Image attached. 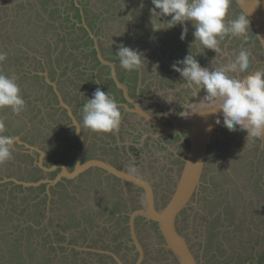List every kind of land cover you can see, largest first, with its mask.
<instances>
[{"label":"rangeland","instance_id":"374dc122","mask_svg":"<svg viewBox=\"0 0 264 264\" xmlns=\"http://www.w3.org/2000/svg\"><path fill=\"white\" fill-rule=\"evenodd\" d=\"M29 1H33L30 2V9L33 11L30 14H28V10L22 12L19 7L18 9H16L17 3L14 5L13 10L10 8L7 9L8 7L2 9L0 8V70H2L0 72V80L4 83V85L2 86L4 97L2 100H0V113H2V116H7L6 118L8 120L2 123L4 127H9L11 129L12 132L10 136L20 134L22 131H25L28 126L25 118L21 116L19 117L17 115V113L20 112V106L24 108L20 101L22 96L21 94H18L17 89L23 84L28 85L30 83L29 81H31L30 79L26 80L21 78L22 75H28L29 77H32L35 71L39 73L43 72L41 71L43 69H35L36 65H38V58H49V61L52 59L53 64L55 65L45 66V70H49L51 67L54 68V76H57V79L54 81L59 80L61 82V85H63L65 87V90L68 91V93H66L68 101L75 106L78 105L79 102H81L82 97L84 96V92H80V85H84L85 82L89 81L92 77V73L94 72V68H92V66H90L89 64H86L88 63V59L93 55V52L88 48H86V50H89V52H82V49L81 52H79V48L76 49V47H72L71 44H69L72 43L74 36L78 35L77 31L74 30L77 26V18H71L70 15L75 14V12L77 11L76 8L82 7L80 1L77 0V6H74L72 3H69L66 0H25L24 2L28 3ZM87 1H99L100 4H103L102 6H105L110 4V2L114 0H85V2ZM119 1L124 6H126L127 1L131 2L134 0ZM141 1H145V3L148 5H150L149 3L155 4L154 1L150 0ZM186 1H190L193 9H195L194 11H192V13H190V17L176 11V8H180V6L183 5ZM160 2H164L162 3V5L167 4L166 11L163 12L162 15L152 14L151 16L153 17V19L158 16L159 24H162V20L164 18H167V20L165 25H162L160 27L161 33L154 34V38L156 40L158 39L160 42H164L165 40L163 38L165 37V32L169 31V33L174 34L177 28H181L180 25L185 22V18L187 19L188 17L189 22L186 24L187 28H184V31L189 32L186 39L189 38L190 47H188L187 53H185V60L175 59V57H167L168 62L161 61L162 59L159 60L156 58L158 50L156 51L153 49L150 52L149 49L146 48L145 51H142L141 54L143 55V58L145 60H138L139 62H141L140 65H142V67H148L147 65L151 63L149 60L157 59L159 61L155 63V65H149L152 70L148 71H152L155 74L158 73L162 77H174L175 75H178V81H175L171 85H169L166 80L158 81L160 80L158 78L152 88L147 90L146 94L142 96L145 105L148 106L151 111L156 112L159 115H163L166 112L171 117L178 118L186 110L187 106H189L196 100V97L198 95L207 93L212 95L213 92H229L230 94H235L241 84V96L244 99H248L260 106H264V65L262 62L264 58L262 56L261 47L255 39L254 34H252L250 28L243 24L245 18L238 11L237 4L233 0H163ZM160 2L158 4H161ZM78 5L80 6L78 7ZM136 5L139 6V0L136 2ZM86 7L89 10L91 9L88 5ZM151 9L153 10L152 7ZM37 10H40L44 20L40 17L38 18V15H36L35 13V11ZM51 10L56 11H53L49 14L47 11ZM57 10H61V12H58ZM119 10H124V15H128L129 17L133 14V12H131L128 8L125 9L123 6H120ZM25 12H27V14H25ZM198 12H200L199 15ZM98 17L99 15L92 16V18ZM49 18L51 20H55L54 22L56 24H63L69 29L66 36L68 38L67 41H65L66 43L62 42L61 40L56 47L50 50V54H48L49 48H45L46 42H43L44 44H39L38 42L36 43L35 38V35L39 39H45L49 36V38H52V41L53 39L59 38V36L54 32L55 30H52L50 29V27L45 26ZM75 21L76 26L74 25ZM198 21L203 22L201 27H198V24H195V22ZM117 22H120L118 17L110 16L106 20V22H103L101 29L104 28L106 31L111 30L108 29L111 26L110 23ZM208 22L214 23L212 25L216 27H206L208 26ZM35 23L39 24L40 26L34 25ZM220 26H222L223 28H221ZM24 32L27 36L24 35ZM78 32H81L80 35H83L84 33L82 29L78 30ZM120 35L121 32H119L116 36ZM102 37L106 38L107 36ZM168 43L169 42L167 41L166 45ZM2 46H8V48L10 49L9 52H6V50L2 48ZM16 47H23L30 52L25 60L18 62L17 66L14 67L11 63H16L15 55H19V52L15 50ZM34 53L37 54L38 58L34 56ZM164 57L166 56H162V58ZM83 60L85 61V66L79 67ZM252 61H255V65L257 66V68L252 65ZM65 63L68 64V68L64 67L65 65L63 64ZM69 63L72 64V68L69 67ZM259 64H262L263 66H258ZM143 68H141V70H143ZM169 68H172V70H170ZM104 70L107 71V68H105ZM186 71L191 73L186 74ZM154 73H148V75H153ZM96 74L99 77L100 69H97ZM106 75H108V73L104 72L102 78L108 79V76ZM100 76H102V74H100ZM150 78L151 77H149V80ZM99 81L101 82V79ZM160 83H162L163 85L166 83L165 85L167 87H162L163 85H161ZM9 86L11 87L10 89H8ZM81 94L83 96H80ZM24 98L27 99L30 103V107L26 110V114L28 115L29 120L33 123V125L30 126L29 130H33L36 123L40 124V126H47L49 131H52L50 137L53 139L55 146L59 142L64 144V146L69 145L70 142L72 144H75V149H73L72 151L74 153H72L71 158L72 168L75 162V155L80 150V142L74 134L73 126L71 125V127H68V122L71 123V120H66L67 115L63 113V109H60L62 106L58 105V107L49 108L48 105L44 104L45 96L41 94L37 96L36 93H33L32 88L25 92ZM101 98V101H103V103H106V105L112 101H108V98L106 96H101ZM31 99L35 101L33 105ZM38 101H40V104L38 103ZM93 101L96 102L99 101V99L93 98ZM57 102L58 101L56 99L54 105H57ZM3 104H5L6 106L5 109ZM121 115L122 114L118 116V120ZM98 118H100V115L98 116ZM93 120L95 119L90 118L88 113H86V118H82V122L85 124V131L89 132L91 131V127L95 128V125H93ZM125 123L126 125L121 124V127L119 126V128H117L116 130V132L119 133V136L117 134V139L120 141L122 148L123 146L127 145L125 143V140H127V143H129L133 140L141 138V135L134 136L132 134L133 131H137V127H131L129 121H125ZM53 125H55L57 128H53ZM3 126H0V134L9 135V130H6ZM96 133H99V130L96 131ZM33 134L34 133L26 134L27 136H29V138L32 137L31 140L34 142H31V144L33 143L48 146V140H43L42 142L40 136L34 137L35 135ZM147 137L148 136H145L144 138ZM226 141L242 147V150L238 149L236 151H232L231 153H225L223 149H220V147L211 148V152H209L207 165L203 176L204 184L200 187L197 195L188 205L189 217H186L183 220V228L185 227L184 230L189 233L191 238H196L197 240H199V237L197 236L204 233L203 230L206 229L207 221H203L201 216H199L196 218L194 226L193 218L195 219L196 213L199 211L200 214H204L206 212V208L214 211V214L218 213H216L217 210H222V215L220 217H217L218 220H212L210 224L212 226H215V228L226 230V233L220 236L221 239L226 242V245L228 247L230 246V249L227 252L225 251L223 254H217L216 257H213V253L216 252L215 250L209 252L206 251L203 254V256L205 255L203 258L199 250V245L194 242L193 247L196 253L199 255L202 264H229L230 262L235 263L237 260L236 258L240 256L237 254V252H241L239 251L240 239H242L244 235H252L254 237L256 236L255 233L252 234L250 233V231H247L245 229L244 232L239 228L235 229L234 222H236L237 219L234 216H239L238 211L240 210V204H243V206L245 205L244 200L240 198L241 192L239 188L246 191L249 195L251 194L253 198H256L257 193L260 192L259 187L257 189V185L255 184L256 178H252V174L250 173L254 164L245 160L247 158L254 159L255 155H258L257 151L254 152V150H249L252 147L259 148L260 143H257L255 138L248 137L245 131L238 128H233L232 125L230 126L229 124L224 126L221 131L216 134L213 140V142L216 143H224ZM57 149H59L58 146ZM62 149L64 150V148ZM182 149L184 152L187 151L186 143H184V147H182ZM243 150L247 151L245 155L246 157L243 156ZM69 152L64 151L61 152V154L57 152L55 157L56 159L64 158L62 160L66 162L65 155L70 154ZM222 154L229 155L230 158L224 159ZM34 156L36 158V156H38V153H35ZM21 159L26 161L29 160V158L27 157H16L15 155L1 157L0 189H4L5 191L2 192L0 196V199L3 200L0 201V214L4 216H11L13 221L11 219L7 220V218L0 219V264L17 263L16 257L14 255H18L19 252L16 251L17 248L15 247L14 243H9L14 242L13 237H15L16 235L20 236V234L23 233L25 237L27 233L30 232L31 234H33V237L31 239L30 245L28 246H38L43 249L39 253H45L48 249L47 246L49 242L47 241L46 244L45 242H41L42 236L41 239L36 238V232L34 230H36L37 228L43 230L44 232H49L50 230L51 233L54 229L59 230L58 232H62L64 231L63 228H66L64 226L65 216L61 214L54 216L52 218V221L49 220L51 215L57 214V212H54L52 210H48L47 216H40V218L44 219V221L37 223L38 226L29 227L31 222L36 223V217H30L26 210H21V206H23L24 204L23 198L30 196L31 194L32 195L30 196V198L34 197L35 194L44 191V189L33 187L27 188L25 190L24 186H22L23 188L19 185H17L16 187V185H12L10 181L7 180L10 178H17L18 176L20 178L25 176H27L28 178L36 177V180L42 177L41 171H35L31 174L28 173V170H25V167L20 166L21 164H17V161L22 162ZM48 159V163L52 164L53 159ZM224 161L226 162L227 167L222 166L221 163H223ZM178 163H174V171L168 170L170 173L173 172L172 178H169L168 176L166 177L167 180L171 181L172 186H174L175 184L176 176L174 175H177L176 166ZM227 170L229 171L228 176ZM260 170L263 171V168L260 167ZM55 175L56 173H52L50 176L49 174H47V176L50 178H54ZM150 177L153 179V181L160 180L161 178L159 172H156ZM167 180H165L164 183H160L159 185L163 187V190L166 189V191L168 190L167 187H171ZM63 184L66 185V188L70 187V191L75 192L73 188L75 187L74 182H69V180H66L65 182H63ZM64 188V185L57 187L58 192L56 194V197H59V200L56 202H52L51 198L48 199L47 197H44L46 206H64L63 203L65 196H60L62 195V191L64 190ZM78 190L80 191V188H78ZM78 193L80 194V192ZM91 196H93V194H90L88 197L87 194L83 196L87 203L85 206L89 204L92 206H98L99 201L92 199ZM161 196L162 197L159 198V206H164L166 202H168L167 200L169 199V195H167L166 192H162ZM214 197L215 199H213ZM234 197L235 200L231 201L230 198L232 199ZM259 198L260 203L262 200L264 201V197L262 195H260ZM249 208L253 209L251 206H249ZM231 209L233 210L230 211ZM105 212H107L106 209H104V213H102V215H105ZM250 216L253 222L263 225V228H261L262 233L260 234L263 235L264 213H254ZM244 218L245 216H242V219ZM5 220H7L9 224H11V222H14V225L7 227V229H5V227L1 228V226H3L4 224H1V222ZM193 230L194 233H192ZM65 232H70V226H68ZM242 232L244 233V235ZM4 233H8V235L5 236ZM108 233L109 232H106V234ZM106 234H104V236H106ZM141 234L142 236H144V232H142ZM45 235L47 236L48 233H45ZM149 236H145L146 238L142 237V239H145L146 242L151 243L154 240ZM125 237L128 238L127 233ZM48 238L50 240L52 239L51 236ZM203 239L205 240V237H203ZM23 240H25V238H23ZM56 242L58 241L56 240ZM62 242L63 241H61V243ZM214 243H216V240H214ZM122 247L123 246L120 245L119 249H122ZM251 247V245H247V247L244 248L245 250L243 251V255L247 256V254H249L248 252H250L251 250ZM24 250L27 254V249L25 248ZM60 250L61 252L65 253L70 252L65 248ZM154 255L155 253H150L152 260H155V262H160L161 259H156V256ZM65 258V261L63 260L64 258H62L63 261H61L60 264H67L66 261H68V259L67 257ZM41 260V264L54 263V261L50 260L48 255H43V257H41ZM21 261H23L22 258ZM33 262L34 260L30 261V263ZM103 262L104 264H109L110 259L105 258ZM243 264L247 263L245 262ZM259 264H263L261 260Z\"/></svg>","mask_w":264,"mask_h":264},{"label":"flooded vegetation","instance_id":"af4514ba","mask_svg":"<svg viewBox=\"0 0 264 264\" xmlns=\"http://www.w3.org/2000/svg\"><path fill=\"white\" fill-rule=\"evenodd\" d=\"M72 1H73L72 4L76 6L77 4L76 5L74 4L75 0ZM137 1L138 0H134L131 2L127 1V5L124 6L119 0H114L110 2V4L106 5L111 9H115L114 11H111L110 13H105V12H102V14L100 13V15H102L103 19L105 20H107L108 17L112 14L121 17V14L123 12L119 10V7L123 6L125 9L128 8L130 11H133V13L135 14V16L131 15L130 17L128 15H125V17L127 18V22L125 21L123 22L121 20V22L119 23L111 24V26L108 28L111 30L106 31L104 28L101 29L104 21H100V28L98 31H96L95 28L92 29L95 32L96 36L98 37V42L102 50V53L104 50L109 51V49L120 48V47L121 48L131 47L134 49L138 48L139 51H144L146 48L149 49L150 47L153 49H157L159 45L157 42L159 40L158 39L156 40L153 37V35L161 33L160 32L161 26L156 22L155 19H153L151 15L162 14V12H165L167 9V4L162 5V3L164 2H161V4L158 7L159 10L158 12H156L157 8L152 10L150 5L146 4L145 1L142 2L141 0H139V6L136 5ZM18 3L16 4V9H18L19 7L22 12L28 10L27 11L28 14L33 12L30 9L31 5L29 3L27 4L24 1ZM14 5L4 6V7L1 6L0 8L2 9L8 7L7 9L10 8L13 10ZM79 6L80 5H78V7ZM85 7L86 6L84 5V7L82 8L83 12L82 9L79 7L76 8L77 11L75 12V14L70 15L71 18L74 19L77 18V26L75 21L74 25L76 26V28L74 30L76 31V29L79 30L82 29L84 33L83 35H80L81 32L77 31L78 35L74 36L72 41V43L75 42L76 43L75 44L69 43V44H71L72 47H76V49L77 48H79L80 50L82 49V52L83 51L89 52V50H91L93 54H95L96 52V55L98 57V53L95 47L96 41L95 39L92 38L88 30L84 27L83 25L84 20L81 16L82 14L88 25H90L89 24L90 19L97 12H90L88 8ZM141 7L143 8V10H140ZM53 11L56 10H51L47 12L50 14ZM57 11L61 12V10H57ZM27 12H25V14H27ZM35 13L37 15V11H35ZM88 14H91V18L89 17V21H87L86 18ZM186 16L190 17L191 14H188ZM188 17L187 19L185 18V22L183 23L187 24L189 22ZM68 30L69 29H63L59 27L58 29H56L57 33L59 34L58 35L59 38L53 39L52 41V38L47 37L45 39L47 40L48 43L46 42L45 39L43 38L39 39L35 35L36 43L38 42L40 44L41 42H46L45 48H49L48 54H50V50L57 46L56 42H60L61 40L62 42L67 41L68 38L66 36ZM119 32H121V35L116 36ZM102 36H107V37L103 38ZM135 37H138L139 39L136 44L133 40L135 39ZM167 41L165 40L164 42H160L161 47L164 46ZM2 48H4L6 52H9L10 50L8 46H2ZM86 48H88L89 50H86ZM15 50L19 52V55L18 54L15 55L14 53L16 63H11L13 64L14 67L17 66L18 62L25 60V58L29 55L30 52L23 47H16ZM34 56L38 58L36 53H34ZM103 56L107 60H110L115 63L117 76L122 83L125 82L124 84L128 88L129 97L131 100H129L126 97L123 89L120 88L117 85V82L112 78V68L107 64H103L99 59V64L102 65V68L104 69L107 68V72H109V75L111 76L109 77L110 82L114 84L115 88H118V90L121 91L122 96H120L115 91L112 93L110 86H103V89L97 90L96 87H98V85L93 86V84L88 83L90 80L85 82V84H87L86 86L85 84L84 86L80 85L81 88L83 89H90L88 87L92 86V89L90 90L91 93L92 94L95 93L93 90L95 91L97 90L99 93V97H96L99 99V101L97 102V108H95L94 111H91L89 113V116L91 118L95 119L96 115H100L101 117V114L105 110L109 109L107 110V113L102 121V124H96L97 120L96 119L93 120L94 121L93 125H95V128L92 135L87 134L88 131L84 130L85 124L82 122V118H84V116H81V120H79L83 127L81 133L84 136L85 140L87 141V148L82 162H85L86 160L92 158L109 161L112 165L123 171L125 174H128L136 179H141L143 180V182H150L154 190L155 206H153V209H155L156 211H160L161 209L166 207L165 205L167 204V202L164 206H159V201H160L159 198L162 197L161 196L162 192H166V194L169 195L168 197L169 199L171 198V194L174 193L175 187L177 185V181L183 170V164L188 154L190 143L186 136V133L184 132L174 133L171 131L169 132L167 128L165 127L162 128L158 124V122H156L157 123L156 124L153 121H151L146 115L142 114L140 110L144 111L145 113L147 112L156 121L161 122V125L163 124L169 127H173L174 126L173 117L168 115L166 112L163 115H159L156 112L151 111L149 107L145 105L142 96L146 94L147 87L152 88V86L156 83L158 78L160 79L158 81L166 80L167 83L171 85L175 81H178L177 79L178 75H175L174 77L173 76L162 77L159 74L148 75V73H151V71L148 70H152V68L148 66V67H144L143 70H141L137 66V64L140 63L138 59L130 61L131 63H133V65L130 67V65L127 64L122 66L121 61H117L116 59H111L105 54H103ZM177 59L183 60V58L181 59L177 58ZM37 63L38 65H36L35 69H43L41 70L43 72L39 73L34 70L35 73L32 75V77H29L28 75H22L21 78L26 80L30 79L31 81H29L30 83L28 85L23 84L20 86L21 93H23L24 96L25 92L28 91L30 88H32L33 93H36L37 96H39L40 94L45 96L44 103H50L51 106L55 108L54 102L56 99L58 101L57 105H60L58 94L55 91L53 85L48 83V81L46 80V76L43 75V73L47 72L48 76L53 81L56 80L57 76H54L53 67H51L49 70H45L46 68L45 66H51L55 64H53L52 59L49 61V58L45 59L43 57L38 58ZM71 63H69V67L72 66ZM63 65H65L64 67L68 66V64L66 63ZM134 65L137 69V72H135V74L131 69L134 68ZM252 65L257 68V66L255 65V61H252ZM263 65L259 64L258 66H263ZM102 68L100 70H102ZM149 77H151L150 80ZM93 80H94V75H93ZM56 82L58 85V90L60 91L62 97H64L63 98L64 101H66L71 105V103L66 100L67 97H65L68 91L65 90V87L61 85V82L59 80H57ZM160 84L163 85L162 83ZM165 84L162 87L164 88L167 87ZM85 94L86 95L88 94L87 90L84 92V95ZM101 96H106L108 100L111 99L113 100L106 105V103H103V101H101L102 100L100 99ZM132 100L138 102L139 107ZM76 107L74 105L73 108L74 109L73 113L75 115H76V110H78V107L77 108ZM60 109H63V113L67 115L66 120L67 121L71 120V122H73V120L68 114L67 108L61 107ZM120 114H122L120 116V118L122 117L123 119L122 123L119 122L120 118L118 120V116ZM125 121H129L131 127H137V131H133L132 134L134 136L141 135V138L137 140H133L132 142L129 143H127V140H125V143L127 145L123 146V148H126L123 149L122 145L120 144V141L117 139V134L119 136V133H117L116 130L117 128H119V126L121 127V124L126 125ZM226 125L227 124L223 125L222 128ZM229 125L231 126V124ZM73 128L76 129L75 126H73ZM98 130L99 133H96V131ZM33 133H34L33 135H35L34 137L40 136L42 142L43 140L44 141L48 140L47 142L48 146L40 145V147L47 153L45 157V160L47 162L49 160L48 158H52L53 160L64 159V158L56 159L55 155L57 154V152L61 154V152L70 151L69 152L70 154L65 155L66 158L65 163L68 165L70 170L74 169L77 163V158L79 156V153L80 151L83 150L82 140H80L77 137L75 130H74V134L78 139V141L80 142V150L75 155V162L72 168H71V164H72L71 158H72V153H74L72 151L73 149H75L74 143L72 144L70 142L69 145L64 146V144L59 142L55 146L53 139L50 137L52 131H49L48 127L45 126H40L37 132H33ZM145 136L148 137L144 138ZM31 138L32 137L29 138V136H27L25 133L21 134V139H25V140L27 139L29 141H32ZM3 143H4L3 146H0V162H1V157L8 155H15L16 157L22 156L27 158L31 157L34 158V160L36 159L34 153L24 152L23 150L27 147H25L23 144H20L17 140H15L14 143L15 147H13V144L10 142L4 141ZM184 143H186L187 145L186 152H184L182 149V147H184ZM57 146L59 147V149H57ZM216 147H220V149H223L225 153L226 152L231 153L232 150L233 151H236L238 149L242 150L241 147H239L238 145H234L228 141L224 143H219V142L216 143L211 141L209 146V152H211V148H216ZM62 148H64V150ZM250 149H255L258 155H255L254 159L247 158L245 160L248 162H254V166L250 171V173L252 174L251 177L256 178L255 184L257 185V189L258 187H262V191L259 189L260 192L257 193V197L253 198L251 194L249 195L246 191L239 188L241 192L240 198L244 200L245 205L243 206V204H240L239 206L240 210L238 211L240 217L235 215L234 217L237 219V221L234 223H235V229L239 228L240 230H243V232L245 229L247 231H250V233L252 234L257 233V237L262 238L263 236L260 234H261V228L263 227L256 229L257 231L253 230L251 226L248 228L246 227L247 225H252L251 222L253 221L250 216L251 213L252 215L254 213L257 214L256 209H259L262 202H264L263 200L261 201V203L259 202L260 201L259 196L263 195L264 197V155H263L264 151L260 152L258 147H252ZM243 151H244L243 156L246 157L245 155L247 151L245 150ZM222 156L224 157V159L230 158L229 155L222 154ZM36 157L38 160L40 154L38 153V156ZM37 162L38 161H35V163L31 164L33 165L32 169L26 168L25 170H28V173L31 174L34 173L35 171L37 172L42 170V168L38 165ZM178 162L181 163L179 164ZM174 163H178V164L176 166L177 175H174L176 176L175 184L173 183L174 186H172L171 181L167 180L166 177L168 176L169 178H172L173 172L170 173L168 170H172V171L175 170ZM221 164L222 166L227 167L225 161ZM260 167L263 168V171L260 170ZM59 172L60 169L55 172L49 173V176L52 173H56L57 175ZM156 172H159L161 178L160 180L153 181V179L150 176L154 175ZM42 173L43 176H45L43 170ZM228 175H229V171L227 170V176ZM164 179L167 180L171 185V187H167V189L170 191L168 190L166 191V189L163 190V187L159 186L160 183L162 182L164 183L165 181ZM67 180H69V182H74L75 187L73 188L75 192L70 191L69 190L70 187L66 188V185L63 184V182H65L66 179L65 181L59 183L55 187V195H56L58 192L57 187L63 185L65 186L64 190L62 191V195H60L66 197L64 198V203H63L64 206H49V207L34 206V204L32 203L33 201H31L30 198L23 206H21L22 207L21 210L22 211L26 210V212H28V215L30 217H36V223L31 222L29 227L38 226L37 223L44 221V219L40 218V216L45 217L48 214V210L50 211L52 210L54 212H57V214L51 215L49 220L52 221V218L54 216L61 214L65 216L64 226L66 228H63L64 231L62 232H58L59 230L54 229L51 232L52 235L50 233V230L49 232H44L43 230L38 228L34 230L36 232L35 234L36 238L41 239L42 236L41 242H45V244L47 243V241L49 242L47 246L48 249L46 250L45 253L43 252L39 253L43 249L38 246L36 247L28 246L30 245L31 239L33 237V234H31L30 232H28L25 237L23 233L20 234V236L16 235L15 237H13L14 238L13 241L18 244V245L15 244V247L17 248L16 251L19 252L18 255L17 254L14 255L16 257V260L19 261V263L17 262L16 264H29L30 261L32 260H34V262L30 264H41L42 263L41 257H43V255H48L50 260L54 261V263L52 264H60L61 261L66 260L65 257H67L68 259V261H66L67 264L69 263L70 264H104L103 260H105V258L110 259L109 264H113V263L114 264H179L178 257L175 255V253L166 247L167 243L163 238L164 235L161 229L160 222L152 217L150 218L147 214V211H150L149 209L151 208L150 206H146L148 196L145 187L141 185L138 186L131 181L130 182L127 181L126 184H124L122 178L117 177L114 174H110L99 167H91L90 169L81 173L77 178L67 179ZM10 183L12 185H19V184H15V182L13 181H10ZM203 184L204 183L202 182V185ZM28 188H33V187H28ZM78 188H80V191L78 190ZM25 189L27 188L25 187ZM82 189L84 190V192ZM78 192H80V194ZM86 194L87 197L90 194H93L91 198L99 201L98 206H92L90 204L85 206L87 203L83 196H85ZM215 197L213 199H215ZM193 198H195V196ZM58 200L59 197H56V199H54L53 197L54 202ZM230 200L231 201L235 200V197L232 199L230 198ZM253 205H257V206H253ZM249 206L253 208L251 210V211L254 210L253 212H250V210L248 211ZM104 209H106L107 212H105V215H102V213H104ZM139 210L142 211L138 215L136 214L137 216L134 219L135 221L134 227H132L131 216L134 212ZM188 210L189 209L187 206L183 208L176 215V226H177V231L182 235H184L185 238L187 239L198 261L202 264L199 255L196 253L193 247L194 242H196V244L199 245V250L203 258L205 256V255L203 256V254L206 251L209 252L215 250L216 252L213 253V257H216L217 254L220 255L219 253L223 254L225 251L227 252L230 249L229 248L230 246L228 247L226 245V242H224L220 236L226 233V230L215 228V226H212L210 224L212 220L215 221L218 220L217 217H220L222 215V210H217L216 213L217 212L218 213L214 214V211H211L210 209L206 208V212L204 214H200L199 211L196 213L195 219L193 218L194 226H195L196 218L199 216H201L203 221L205 220L207 221L206 229L203 230L204 233L197 236L199 237V240H197L196 238L194 239L191 238L189 233H187L184 230L185 227L183 228V222H184L183 220L186 217H189ZM232 210L233 209H231L230 211ZM262 213H264V211L260 212V214ZM242 216H245V218L242 219ZM5 218H7V220L11 219L13 221L11 216ZM248 219L250 221H248ZM7 220L1 222V224L4 223L2 227H5V229H7V227L14 225V222H11V224H9ZM68 226H70V232H65ZM194 230L192 231V233H194ZM106 232H109L110 234L109 233L106 234ZM142 232H144V236H142L141 234ZM45 233H48V235L46 236ZM126 233L128 234V238L125 237ZM104 234H106V236H104ZM50 236L52 238L51 240L48 238ZM141 236L142 237L149 236L154 241L151 243L146 242L145 239L143 240ZM203 237H205V240L203 239ZM248 237L249 239L254 238V236L252 235ZM23 238H25V240H23ZM245 238H247V236L244 235L243 238L240 239L239 241L240 243L239 251H241L240 252L241 254L239 252H237V254L240 256L236 258L237 260L235 263L230 262L229 264H243L245 262L247 264H259L260 260L264 257V242H261L259 245L257 244L256 246L251 247V250L250 252H248L249 254H247V256L243 255V251L245 250L244 248L247 247L244 240ZM56 240L58 242H56ZM214 240H216V243H214ZM61 241H63L62 242L63 244L61 243ZM120 245L123 246L122 249H119ZM25 248L27 249V254L25 253L24 250ZM63 248L69 250L70 252L69 253L61 252L60 249ZM150 253H155L154 256H156V259L160 258L161 261L160 262H155V260L153 261L150 256ZM21 258L23 259V261H21ZM62 258L64 259L62 260Z\"/></svg>","mask_w":264,"mask_h":264},{"label":"water","instance_id":"95a60500","mask_svg":"<svg viewBox=\"0 0 264 264\" xmlns=\"http://www.w3.org/2000/svg\"><path fill=\"white\" fill-rule=\"evenodd\" d=\"M21 1L25 0H0V7L13 6ZM233 1L237 4L238 10L242 12L245 18L244 22L251 27L255 39L261 47L262 56L264 58V0ZM83 20L84 27L96 41L95 47L99 59L103 64H107L112 68V78L117 82V85L123 89L126 97L131 100L127 86L122 83L117 76L115 63L107 60L103 56L102 50L99 46L98 37L88 25L85 18ZM43 75L46 76L48 83L52 84L55 88L61 104L67 108L68 114L76 127L77 137L82 140L83 150L80 151L76 166L73 170H70L68 165L64 162H59L52 166H46L45 157L47 153L41 147L23 141L19 134L12 138L0 136V140L12 143L13 147H15V140H18L20 144H23L28 148L24 149V152L34 154L35 152H38L40 157L37 163L46 175L60 169V172L54 178L44 177L38 181H25L17 178H10L7 180L13 181L15 184L22 185L26 188L39 187L42 184H46V194L51 196L53 186L63 182L65 179H75L91 167H99L110 174L122 178L124 184H126L127 181H131L138 186L141 185L146 188L148 200H150V203L148 201L146 202V206H150L151 208L149 209L150 211H147V214L150 218L152 217L160 222L164 235L163 238L167 243L166 247L175 253L178 257L179 264H201L185 236L177 231L176 215L192 202L193 197L196 196V193L199 191L207 165L210 143L214 140L216 134L221 131L223 125L231 124L233 128L245 131L248 137L255 138L257 143H260V152L264 151V106H260L248 99H244L241 96L242 85L240 84L239 89L235 94H230L229 92H213L212 95L208 93L198 95L196 100L187 106L186 110L178 118H173V127L163 124L161 125V122L156 121L147 112L145 113L140 110L141 113L146 115L151 121L154 123L158 122L162 128H167L169 132L186 133L190 143V148L185 158L183 170L177 181L175 191L171 194V198L165 205L166 207L160 211H156L153 209V206H155L154 190L150 182H143L141 179H136L125 174L109 161L92 158L82 162L87 148V141L81 133L82 125L77 116L73 113L70 105L64 101L58 90L57 82L52 81L47 72ZM132 101L137 104V106L139 105L138 102L134 100ZM141 211L142 210H139L132 214V227H134L135 217L141 213Z\"/></svg>","mask_w":264,"mask_h":264},{"label":"crops","instance_id":"0c3cea01","mask_svg":"<svg viewBox=\"0 0 264 264\" xmlns=\"http://www.w3.org/2000/svg\"><path fill=\"white\" fill-rule=\"evenodd\" d=\"M66 1H68L69 3H73V1L72 0H66ZM78 1H80V3L82 4V7H81V9L84 7V5L85 6H90V12H99V13H101V12H103L106 8H107V6L105 5V6H102L103 4H100L99 3V1H91V2H89V1H87V2H85V0H78ZM68 2H67V5H68ZM84 3V4H83ZM189 3H190V1H189ZM75 5L77 4V0H75V3H74ZM77 6V5H76ZM240 13H241V15L243 16V14H242V12L240 11V10H238ZM82 12H83V9H82ZM81 16H82V18L84 19V16L81 14ZM91 16V14H88V16L86 17L87 18V21H89V17ZM208 16V15H207ZM244 17V16H243ZM96 19V23H95V26H94V28H95V30L97 31L99 28H100V21H104V22H106V20L105 19H103V17H102V15H100L99 14V18H95ZM155 20H156V22L159 24V19L158 18H154ZM244 19V18H243ZM166 20H167V18H164L163 20H162V24H160V26H162V25H165V23H166ZM90 21H91V19H90ZM110 24H114V23H110ZM174 24V23H173ZM201 24H203V22H201ZM212 24H214V23H212V22H208L207 23V25L208 26H206V27H210V26H213V28H215L214 27V25H212ZM244 25H246L248 28H250V30H251V32H252V34H253V31H252V29H251V27L249 26V25H247L245 22L243 23ZM221 28H223L222 26H220ZM79 29H76V31H78ZM165 37L163 38L164 40H168V42H169V44H165L164 46H162L161 47V43H160V41H158L157 43L159 44L158 45V47H157V49H154V50H158V52H157V55H156V58L157 59H159V60H161V61H167L168 62V59H167V57H175V59H177V58H183V60H184V58H185V53H187V50H188V47H190L189 46V42H190V40H189V38L188 39H186V37H188L187 36V31H180V29H178L177 28V30L175 31V33L174 34H171V33H169V31L167 32H165ZM229 35V34H228ZM154 36V35H153ZM134 40V42H135V44L137 43V41L139 40L138 39V37H135V39H133ZM185 44H187V45H185ZM184 45H185V47H184ZM196 48V47H195ZM72 49V48H71ZM70 49V50H71ZM146 50V49H145ZM144 50V51H145ZM151 50H153V48H149V51L151 52ZM79 52H81V50L79 51ZM142 53V51H139L138 50V48H131V47H127V48H112V49H109V51H103V54H105V55H107L108 57H110L111 59H116L117 61H121V65L123 66V65H125V64H127V65H130V67L133 65V63H131L130 61H132V60H140V59H143V61L145 60L144 58H143V55L141 54ZM169 54V55H168ZM162 56H166V57H164V58H162ZM157 59H155V60H149L151 63H149L147 66H149L150 64L151 65H155V63H157L159 60H157ZM182 60V59H181ZM84 63H85V61H83V62H81V64H80V66L79 67H83V66H85L84 65ZM141 63V62H140ZM140 63L139 64H137V66L141 69V68H143V67H145V66H143L142 67V65H140ZM86 64H89L90 66H92V68H94V74L92 73V77H91V79H90V81L88 82V83H91V84H93V86H96V85H98V87H96L97 88V90H99V89H103V86H110L111 87V92L113 93L114 91L116 92V93H118L120 96H122V94H121V91H119L118 90V88H115L114 87V84L112 83V82H110V79H109V77H111L110 75H109V72H107V71H105L104 70V68H102V65L101 64H99V58L97 57V55L96 54H93L92 56H91V58H89L88 59V63H86ZM167 64V63H166ZM70 68H72V66H70ZM102 68V70H100V74H102V76H100V74H99V77H98V75L96 74V71H97V69H101ZM170 70H172V68H169ZM176 71V70H175ZM69 72V71H68ZM104 72H107L108 73V75H106V76H108V79L106 78V79H103L102 77H103V73ZM151 73H154V72H152L151 71ZM186 73V72H185ZM106 74V73H105ZM155 74V73H154ZM158 74V73H157ZM187 74V73H186ZM93 75H94V80H93ZM101 77V78H100ZM101 79V82L99 81ZM125 83V82H124ZM85 84V83H84ZM102 84V85H101ZM87 84H85V86H86ZM82 86V85H81ZM81 86H80V92L81 93H83V92H85L86 90L88 91V94L86 95H80V96H83L82 97V100H81V102H79L78 103V110H76V116L78 117V118H80L79 120H81V116H84V118H86L85 116H86V113H90L91 111H94L95 110V108H97V102L98 101H93V98H96L97 96H99V93H98V91L96 90H93L95 93V96H94V94H92L91 93V89H92V86H89L88 88H90V89H83V88H81ZM84 86V85H83ZM95 88V89H96ZM18 92H21V88L19 87L18 89ZM91 94V95H90ZM67 95V94H66ZM65 97H67V96H65ZM90 97V98H89ZM64 98V97H63ZM89 98V99H88ZM100 99H102V98H100ZM60 100V99H59ZM66 100L68 101V97L66 98ZM111 100H113V99H111ZM20 101H21V103H22V106H24V108L23 107H21L20 106V112L19 113H17V115L20 117H23V118H25V120L27 121L26 123H27V125L29 126H27V128L25 129V131H22L19 135L21 136V134L22 133H25V134H27L28 132H30V133H33V132H37V130L39 129V127H40V124H35V128L33 129V130H29V128H30V126L31 125H33V123L29 120V117H28V115L26 114V110L30 107V103H29V101L27 100V99H25L24 97L22 98L21 97V99H20ZM109 101V100H108ZM31 102H32V105L35 103V101L33 100V99H31ZM38 103L40 104V101H38ZM37 104V103H36ZM45 105H48L49 106V108H52V106H51V104H48V103H44ZM69 104V103H68ZM70 105V104H69ZM3 106H4V109L6 108V106H5V104H3ZM60 106H62V107H64L62 104H61V102H60ZM75 106V107H76ZM55 107H58V105H55ZM70 107L72 108V110H74L73 108H74V105H70ZM76 107V108H77ZM46 110V109H45ZM107 110H109V109H107ZM107 110H105L102 114H101V117L100 118H98V116L99 115H96L95 116V119L97 120V123L96 124H102V121H103V119H104V117H105V115H106V113H107ZM68 111V110H67ZM46 114V113H45ZM65 115V114H64ZM4 116V117H3ZM2 116V113H0V126L2 125L3 126V123L2 122H5V121H7L8 119L6 118L7 116H5V115H3ZM90 117V116H89ZM91 118V117H90ZM70 119V118H69ZM122 121H123V119H122V117L120 118V123H122ZM71 125L72 126H74V122H71V123H69L68 124V127H71ZM4 127V126H3ZM47 127V126H46ZM53 127L54 128H57L55 125H53ZM6 130H9V132H12L11 131V129L8 127H4ZM29 130V131H28ZM75 131H76V129H74ZM81 130H83V127H81ZM28 131V132H27ZM94 132V128L93 127H91V131L90 132H88L87 134H89V135H92V133ZM11 134H9V135H7V134H0V136H7V137H13V136H15V135H12V136H10ZM18 135V134H17ZM23 141H26V142H29V143H31V142H33V141H29V140H25V139H22ZM5 140H0V146H3V142H4ZM33 144V143H32ZM33 145H39V144H33ZM40 146V145H39ZM38 146V147H39ZM25 149H28V148H25ZM32 160V161H31ZM21 161L22 162H19V161H17V164H21L20 166H22V167H25V169L27 168V169H32L33 168V165H31L32 163H35V161H37V157H36V159L34 160V158H29V160L28 161H26V160H23V159H21ZM23 162H25V163H23ZM59 162H64L62 159H59V160H53L52 161V164L51 163H48L46 160H45V165L46 166H52V165H54V164H56V163H59ZM65 163V162H64ZM55 172V171H54ZM22 177V176H21ZM44 177V176H43ZM43 177H41V178H43ZM16 178V177H15ZM36 178V177H35ZM35 178H31V177H27V176H25V177H22V178H20L19 176L17 177V179H19V180H25V181H38L39 179H41V178H39V179H35ZM51 197V196H50ZM53 206H55V205H53ZM264 202H262V204H261V206L259 207V209H256V213H259L260 214V212H262V211H264ZM250 210V212H253V211H251L252 209L251 208H248V211ZM252 214V213H251ZM249 218V217H248ZM250 219V218H249ZM248 219V221H250ZM251 224L252 225H247L246 227L248 228V227H252V229L253 230H256V229H258V228H260V227H262L263 225L261 224H258V223H256V222H251ZM257 231V230H256ZM262 233V232H261ZM264 233V232H263ZM263 237L262 238H258L257 237V233H256V236L253 238V239H249V237L247 236V238H245L244 240H245V243H246V245H251L252 247L253 246H255V245H259L261 242H264V234L262 235ZM261 261H262V263L264 264V257L261 259Z\"/></svg>","mask_w":264,"mask_h":264},{"label":"trees","instance_id":"16d2710c","mask_svg":"<svg viewBox=\"0 0 264 264\" xmlns=\"http://www.w3.org/2000/svg\"><path fill=\"white\" fill-rule=\"evenodd\" d=\"M150 1H154V2H156L155 4H153V3H151L150 5H151V7L153 8V10L154 9H156V12H158V10H159V5L160 4H158L160 1H163V0H150ZM171 1H175V0H171ZM30 2H33V1H29L28 3L30 4ZM27 3V2H26ZM27 3V4H28ZM161 3V2H160ZM177 10V12H179V13H183L184 15H188V14H190V13H192V11H194L195 9H193V6H192V4L191 3H189V1H186L183 5H181L180 6V8H176ZM115 9H111V8H109V7H107L103 12H105V13H110L111 11H114ZM140 10H143V8L141 7V9ZM198 11H200V10H198ZM121 12H123V13H125L124 12V10H121ZM131 12H133V11H131ZM123 13L121 14V17L120 16H116V17H118V19L120 20V22H121V20L124 22H127V18L125 17V15H123ZM100 13L98 12V13H96L95 15H99ZM101 14H102V12H101ZM162 14H163V12H162ZM162 14H158V15H162ZM200 14V12H198V15ZM37 15H38V18L40 17V18H42L43 20H44V18H43V16H42V13L40 12V10H37ZM133 16H135V14L133 13L132 14ZM110 16H115V15H110ZM109 16V17H110ZM138 16V15H137ZM156 16V15H155ZM108 17V18H109ZM99 18V17H98ZM156 18H159L158 16H156ZM55 20H51L50 18H49V20L46 22V24H45V26L46 27H50V29H52V30H55L54 32L57 34V35H59L58 33H57V31H56V29H58L59 27L60 28H63V29H65V28H67L68 29V27L67 26H64L63 24H56L55 22H54ZM95 23H96V19L95 18H92L91 19V21L89 22V26L91 27V29H94V26H95ZM117 23H119V22H117ZM195 24L197 25L198 24V27H201L202 26V24H201V22H195ZM34 25H36V26H38L39 24H37V23H35ZM40 26V25H39ZM180 31H184V27H186V24L185 23H183V24H181L180 25ZM189 32L187 31V34H188ZM24 35H26L25 34V32H24ZM153 35V34H152ZM27 36V35H26ZM25 36V37H26ZM49 37V36H48ZM154 37V36H153ZM46 42H47V40H46ZM42 44H44L43 42H41ZM48 43V42H47ZM55 43V42H54ZM57 43V45H58V43L59 42H56ZM50 44V43H49ZM56 45V44H55ZM95 54H96V52H95ZM185 60V59H184ZM65 68H68V66H66ZM132 69V71L134 72V74H135V72H137V69H136V67H135V65H134V68H131ZM2 70H0V72H1ZM186 73L188 74V73H191V72H187L186 71ZM4 85V83L0 80V100H2L3 99V97H4V92L2 91V86ZM11 87L9 86V88L8 89H10ZM21 88V87H20ZM150 89V87H147V90H149ZM18 94H21V96L22 97H24L23 96V93H21V92H18ZM9 134H11V132H9ZM242 148V147H241ZM254 150V152L256 151L255 149H250L249 151H253ZM233 151V150H232ZM263 155H264V152H263ZM252 164H254V162H251ZM41 172H42V170H40ZM40 171H38V172H40ZM42 176H43V173H42ZM16 187H17V185H16ZM22 187V186H21ZM56 187V186H55ZM55 187H53V191H52V194H51V197L48 195V194H46V184H42L41 186H39V188L41 189V188H43L44 189V191H42V192H39V193H37V194H35L34 195V197H25L24 198V204L27 202V200L30 198L31 199V201H33V204H34V206H46V204H45V198L44 197H47L48 199L49 198H51V201L52 202H54L53 201V197H54V199H56V195H55ZM23 188V187H22ZM259 189L262 191V187H259ZM26 190V189H25ZM5 190L4 189H0V196H1V193L2 192H4ZM263 196V195H262ZM73 197V196H72ZM65 198V197H64ZM0 201H3L2 199H0ZM48 201V200H47ZM23 204V205H24ZM5 217H8V216H4V215H1L0 214V219L1 218H5ZM1 228H3L2 226H1ZM4 230V229H3ZM4 235L5 236H7L8 235V233H4ZM9 243H14V244H17L16 242H9ZM18 245V244H17ZM18 263H19V261H17Z\"/></svg>","mask_w":264,"mask_h":264},{"label":"clouds","instance_id":"9594fccd","mask_svg":"<svg viewBox=\"0 0 264 264\" xmlns=\"http://www.w3.org/2000/svg\"><path fill=\"white\" fill-rule=\"evenodd\" d=\"M37 161H38V160H37ZM44 174H45V172H44ZM42 177H43V176H42ZM44 177H48V176L45 174ZM44 177H43V178H44ZM49 178H50V177H49ZM64 181H65V180H64ZM57 185H58V184H57ZM57 185H56V186H57ZM53 187H55V186H53ZM53 187H52V191H53Z\"/></svg>","mask_w":264,"mask_h":264},{"label":"bare ground","instance_id":"6f19581e","mask_svg":"<svg viewBox=\"0 0 264 264\" xmlns=\"http://www.w3.org/2000/svg\"><path fill=\"white\" fill-rule=\"evenodd\" d=\"M142 111V110H141ZM18 141V140H17ZM37 146V145H36ZM147 201L150 203V200H148V198H147Z\"/></svg>","mask_w":264,"mask_h":264}]
</instances>
